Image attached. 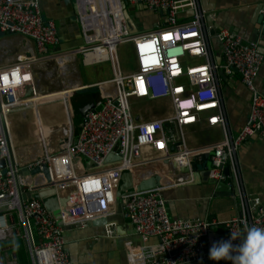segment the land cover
Segmentation results:
<instances>
[{
	"label": "built area",
	"instance_id": "1",
	"mask_svg": "<svg viewBox=\"0 0 264 264\" xmlns=\"http://www.w3.org/2000/svg\"><path fill=\"white\" fill-rule=\"evenodd\" d=\"M75 3L76 8L98 4L96 11L78 13L85 44L78 54L83 55L87 66L112 63L114 74L107 81L82 85L86 91L97 88L100 98L94 108L86 111L80 128L74 131L73 142L48 153L44 142L14 147L9 125L13 116L28 112H32L34 121L37 65L74 55L62 56L50 50L60 45V38L55 21L44 19L42 0H0V33L20 35L33 42V47L11 58L0 57L6 59L0 63V77L8 78L6 83L0 78V161H4L0 168V244L21 238L29 264H72L65 247V229L46 210L37 196L39 191L52 188L59 200L69 198L67 212L61 211L62 223L84 229L115 214L124 172L154 161L179 172L181 167H190L191 156L198 152H211L213 181L237 189V216L224 222L171 218L160 189L135 190L124 198L122 215L145 243L152 238L159 243L134 251L128 258L131 264H201L211 261L209 249L213 243L228 240L230 233L236 235L234 243H238L249 227L264 228V205L259 197L243 192L237 159L249 138L264 141V95L256 85L264 57L257 44L221 29L216 38L223 63H216L207 34L208 23L215 20V15H208L199 0ZM131 9L162 14L163 22L147 32L132 34L125 15V11L130 15ZM186 12L192 13L191 18L180 21V15ZM84 16L92 18L86 21ZM108 32L113 48L105 41ZM121 45L132 46L134 71L128 74L119 62ZM92 53L99 55L87 60ZM233 67L251 95L248 119L234 138L227 127L219 84V73L231 75ZM152 103L154 107L149 108ZM200 122L221 128L223 139L193 151L186 131ZM43 130L39 128L37 132ZM60 160L64 166H60L59 173L71 178L48 187ZM219 226L226 234L211 237L212 230ZM11 264H18L15 256Z\"/></svg>",
	"mask_w": 264,
	"mask_h": 264
},
{
	"label": "crops",
	"instance_id": "2",
	"mask_svg": "<svg viewBox=\"0 0 264 264\" xmlns=\"http://www.w3.org/2000/svg\"><path fill=\"white\" fill-rule=\"evenodd\" d=\"M74 1L42 0L44 19L55 21L60 38V45L51 48V51L60 53V51L72 50L78 45H84V40L80 35V23H76L75 17L77 18V13L82 14L88 10H98V4L95 6L82 4L76 8ZM98 2L105 4V0H98ZM199 3L208 15H215V20L208 23L207 34L213 59L216 63H223L221 46L216 38L221 29L237 33L244 41L249 43H256L251 42V40H257L258 50L264 57V19L262 25H260V19L264 16V0H199ZM135 12L136 17L140 18L142 24H144L142 32L156 28L158 24L163 22L162 14L152 13L145 9ZM96 15L99 14L96 13ZM191 16V12H186L180 15L179 19L180 21H186ZM91 18L87 17L86 21L91 20ZM105 41H107L106 38ZM128 46L132 51V46ZM31 47H33V42L29 39L20 35L0 33V57L7 56L11 58ZM123 50L121 49L122 53ZM73 53H69V55H75ZM73 59L74 57H69L57 62L60 73L58 76L62 77L66 74L67 65ZM5 62L6 59L2 60L0 58V63ZM224 75L225 79L219 75L220 94L229 134L234 138L239 134L248 119L251 95L242 84L238 72L233 71L231 75L225 73ZM256 85L264 95V63ZM36 86L37 81L35 82V89ZM65 86L68 85L65 84ZM65 86L56 92L36 91V97L32 100L35 109L32 123L26 122L25 118L20 121V117H12L9 133L14 147L44 142L45 147H48V153H50L58 151L60 143L64 140L69 143L73 142L75 130L69 99L86 91V88L80 84V80L75 83L72 82L68 87ZM55 102H61V110H57L55 105L44 108L46 105ZM59 111L61 115H59ZM57 116L59 117L58 120H56ZM22 126H27L29 131L21 132L19 128ZM39 128H45V131L37 132ZM186 136L189 148L194 151V149H202L219 143L223 139V132L219 127H209L206 123L200 122L189 127ZM55 141L56 143H54ZM31 153H34V151L32 150ZM237 159L243 192L250 196L259 197L264 205V141L256 137L249 138L238 151ZM63 163L64 161L60 160L48 187H56L71 178L69 175L59 173L60 166H64ZM145 168L146 172L151 170L152 176L163 178L161 183L166 187L164 189H168L165 196L169 199L167 204L171 218H201L224 222L237 216L239 201L236 188H229L226 184L222 186L219 182H216L218 184L213 186L202 183L197 184V182H191L193 178L191 175L185 178H177L178 175L176 176V174L179 172L171 171L169 167L165 169L155 161L146 167L134 170L139 171ZM134 174L137 176L135 172ZM103 220L98 219L84 229L71 227L65 230V247L72 264H131L128 258L131 257L134 251L137 252L138 249L146 245L159 243L156 238H152L148 243H145L136 234L130 223L124 219L122 210ZM225 234V229L219 226L212 230L210 236L220 237ZM14 256L15 252L12 246L5 245V243L0 244V264H10ZM201 264H217V262L211 260ZM220 264H231V262L222 261Z\"/></svg>",
	"mask_w": 264,
	"mask_h": 264
},
{
	"label": "rangeland",
	"instance_id": "3",
	"mask_svg": "<svg viewBox=\"0 0 264 264\" xmlns=\"http://www.w3.org/2000/svg\"><path fill=\"white\" fill-rule=\"evenodd\" d=\"M75 4L76 3H74V6L76 7ZM101 5H104V3L102 2ZM103 14L105 15V13ZM130 15L136 24L138 33L142 32V30L144 29V24H142L140 18L136 17V12L131 9ZM75 19H76V23H80V19L78 15H77V18L75 17ZM121 49H124L123 53L121 52ZM60 53L62 54V56L64 55L69 56V53H73V49L63 50V51H60ZM72 57H74V59L72 62H70L67 65L68 70L66 74L62 77L58 76V74L60 73L58 70L59 68H58L57 62L53 61V62L46 64L45 66L37 65L35 72L37 74V77H39V80H38L39 87L45 90V92H56L60 88H63L65 84L70 86L72 82L75 83L76 81H79V80H80L81 85L88 86V85H93L101 81H107L113 77L114 71H113L112 63L110 62H102V63H98L95 65L87 66L84 64V57L82 54H76ZM118 57H119L120 66L123 72L128 74L134 71V63L132 61V58H133L132 51L128 45H124V46L121 45L119 47ZM68 86H65V87H68ZM93 90L94 89H90V90L84 91L80 94L70 97L69 102H70L71 108L73 109V107H77L82 102L81 100L87 99L89 96H91V93ZM54 105L57 106V110L58 109L61 110V102H55L53 104L46 105L44 108H49ZM154 105L155 104L152 103V104H149L148 106L149 108H151V107H154ZM32 115H33L32 112H28L26 115L21 114L19 116L20 121L23 118H25L26 122L32 123L33 122ZM59 115H61L60 111H59ZM58 118L59 117L57 116L56 120H58ZM144 118L148 119L150 118V116L144 115ZM73 119H75V116H73ZM26 122L25 124H27ZM19 130L24 133L29 131L27 126H22L19 128ZM44 131H45V128H44ZM24 142H27V141H24ZM36 143L38 144L39 142H36ZM54 143H56V141ZM60 149L62 148L60 147ZM19 258H20L18 259L19 264H29V261L25 258L23 252L19 253ZM12 262H13V259H11L10 264Z\"/></svg>",
	"mask_w": 264,
	"mask_h": 264
},
{
	"label": "water",
	"instance_id": "4",
	"mask_svg": "<svg viewBox=\"0 0 264 264\" xmlns=\"http://www.w3.org/2000/svg\"><path fill=\"white\" fill-rule=\"evenodd\" d=\"M125 15H126V23H127V26L129 27L130 33L136 34L138 31L135 26V23L133 22L129 13H127V11H125ZM263 19H264V16L261 17L260 19V25H262ZM251 42L258 43L257 40L255 39L251 40ZM84 45H78L75 48H73V52H76L75 55L78 54L80 47H83ZM232 70L238 72V69L235 67H233ZM219 75L225 79V75L222 71L219 73ZM38 80H39V77H37V80H36L37 81L36 91L45 92V90L39 87ZM31 94H32V91L28 93V96H30ZM85 113L86 112L83 113L82 118H84ZM73 125H74V130L81 126V125L78 126L75 119H73ZM211 155H212L211 152H198V153L193 154L191 156L190 167H181L179 173L176 174V176L178 175L177 178H185L188 175H191L193 176L191 182H197V184L202 183L205 185H212V186L217 185L218 183H216L210 178V170H211L210 157ZM88 165H91V163H89ZM159 165L163 166V168L166 169V165L164 163H159ZM3 166H4V161H0V168H2ZM150 168L151 166L149 167V169ZM150 171L151 170L147 172L146 171L139 172L137 176H135V174L131 173L130 171H126L122 174L121 185L118 191L116 212L119 213V211L122 210V207L124 205V198L126 197V195L133 193L135 190L139 192H143V191H149V190H154V189H160L159 194L168 203L169 199L165 196V193L167 192L168 189H164L166 187H164V185H162L161 183V180H163V178H160L159 176H152ZM35 173H37V170L32 172V174H35ZM44 173L48 175L46 171V167H44ZM224 173L228 174L229 172L227 169H225ZM140 177H143V178H140ZM220 184L223 186L224 183L222 182ZM37 196L42 199V202L46 210L52 213L53 216L56 218L58 225L62 226L65 230L71 228L69 226H64L61 220V211L63 209L64 212H67L66 209L68 208L69 198H62L59 200L56 190L52 188L39 191L37 193ZM26 198H27V195H24V199Z\"/></svg>",
	"mask_w": 264,
	"mask_h": 264
},
{
	"label": "clouds",
	"instance_id": "5",
	"mask_svg": "<svg viewBox=\"0 0 264 264\" xmlns=\"http://www.w3.org/2000/svg\"><path fill=\"white\" fill-rule=\"evenodd\" d=\"M230 233L228 240H222L209 249V258L220 264L230 261L231 264H264V228L249 227L239 239Z\"/></svg>",
	"mask_w": 264,
	"mask_h": 264
},
{
	"label": "trees",
	"instance_id": "6",
	"mask_svg": "<svg viewBox=\"0 0 264 264\" xmlns=\"http://www.w3.org/2000/svg\"><path fill=\"white\" fill-rule=\"evenodd\" d=\"M92 89H94V90L92 91L91 96H89L87 99L81 100L82 102L77 107H73V109H72L73 115L75 116V121L78 124V126H80L83 122V118H82L83 113L94 108L96 103L98 102V100L100 98L99 90L97 88H92ZM79 128L80 127H78V129ZM78 129L76 128L75 132H77ZM5 245L12 246L14 248L15 256L17 258L16 259L17 263H18V259H20L19 258L20 252H23L25 258L28 260L27 249L25 247L24 241L21 238H15V239L5 243Z\"/></svg>",
	"mask_w": 264,
	"mask_h": 264
},
{
	"label": "bare ground",
	"instance_id": "7",
	"mask_svg": "<svg viewBox=\"0 0 264 264\" xmlns=\"http://www.w3.org/2000/svg\"><path fill=\"white\" fill-rule=\"evenodd\" d=\"M106 35H108V37H106V39H107V43H109V46L111 47V48H113V44L112 43H110L109 41L111 40L110 39V34H109V32L106 34ZM106 35H104V36H106ZM109 40V41H108ZM99 54L98 53H92V54H90V55H88L87 57V60L89 59V58H91V59H93V58H95V57H97ZM70 143L68 142V141H66V140H64V141H62L61 143H60V147H62V148H65V147H67L68 145H69ZM60 147L58 148L59 150H60ZM136 169H138V168H136ZM146 170V168L145 169H141V170H139V171H145ZM139 171H135L134 169L133 170H131L130 172L131 173H136V174H138L139 173Z\"/></svg>",
	"mask_w": 264,
	"mask_h": 264
},
{
	"label": "snow or ice",
	"instance_id": "8",
	"mask_svg": "<svg viewBox=\"0 0 264 264\" xmlns=\"http://www.w3.org/2000/svg\"><path fill=\"white\" fill-rule=\"evenodd\" d=\"M14 75H15V73H14ZM0 78H2L4 81H5V83L7 82V76H4V77H0Z\"/></svg>",
	"mask_w": 264,
	"mask_h": 264
}]
</instances>
